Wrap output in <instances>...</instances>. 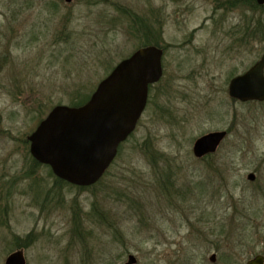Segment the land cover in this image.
I'll return each mask as SVG.
<instances>
[{
	"label": "rangeland",
	"instance_id": "1",
	"mask_svg": "<svg viewBox=\"0 0 264 264\" xmlns=\"http://www.w3.org/2000/svg\"><path fill=\"white\" fill-rule=\"evenodd\" d=\"M220 2L0 0V264L19 249L26 264L264 255V101L228 93L264 54V6L240 5L224 21ZM148 40L164 48L163 75L136 130L97 183L59 181L29 135ZM218 130L228 131L218 150L196 157L195 140Z\"/></svg>",
	"mask_w": 264,
	"mask_h": 264
},
{
	"label": "water",
	"instance_id": "2",
	"mask_svg": "<svg viewBox=\"0 0 264 264\" xmlns=\"http://www.w3.org/2000/svg\"><path fill=\"white\" fill-rule=\"evenodd\" d=\"M163 54L157 46L141 47L113 68L85 104L55 106L28 137L33 157L72 184L96 183L114 161L120 144L135 130L147 105L149 86L163 75ZM228 91L240 101H264V54L231 79ZM227 135V130H218L198 137L194 155L202 158L215 153ZM248 178L254 180L255 174ZM134 261L130 256L128 264ZM25 263L22 250L6 260V264ZM247 264H264V256L257 255Z\"/></svg>",
	"mask_w": 264,
	"mask_h": 264
},
{
	"label": "flooded vegetation",
	"instance_id": "3",
	"mask_svg": "<svg viewBox=\"0 0 264 264\" xmlns=\"http://www.w3.org/2000/svg\"><path fill=\"white\" fill-rule=\"evenodd\" d=\"M220 1L221 2H220V4H219L217 9L222 12L224 21H225V19H228V18H230V20H232V17L234 15V13H232V12L237 10L236 8H238V6L241 5L243 8H245V10L247 9L249 11V9H251L250 7H252V8L254 7L253 5H255V1L257 2V0H220ZM210 18L211 17H209V19ZM214 21H215V19H214ZM210 232L213 233L212 231H210ZM215 236H218V235L216 234ZM219 242L220 241H212V240H210V243L212 244V246H215V247H218V243ZM19 250H22V249H19ZM16 251H18V250H16ZM22 251L24 253V250H22ZM12 253H10V254H12ZM212 255H215L214 259H212ZM257 255L264 256L263 254H257ZM257 255H255L254 257H252L250 259H248L246 264L248 263L249 260L255 258ZM24 257H25V254H24ZM7 258H6V260H7ZM216 259H217V253L213 252L211 254V256H210V260H211V262L214 263L216 261ZM25 261H26V258H25ZM5 264H6V261H5Z\"/></svg>",
	"mask_w": 264,
	"mask_h": 264
},
{
	"label": "trees",
	"instance_id": "4",
	"mask_svg": "<svg viewBox=\"0 0 264 264\" xmlns=\"http://www.w3.org/2000/svg\"><path fill=\"white\" fill-rule=\"evenodd\" d=\"M257 7H258V6H257ZM146 26H147V24L144 25L145 28H146ZM145 33H148V32L145 31ZM148 34L151 35L150 33H148ZM146 35H147V34H146ZM147 38H148V39H152L153 36L151 35V36H149V37H147ZM148 43H149L150 45H156V46H159V47L161 46L160 43L158 42V40H154V41L148 40ZM161 48H162V47H161ZM163 49H164V48H163ZM87 100H88V98H87V99H83V100L81 99V101H79V103L75 104V106H79V105L85 103ZM34 162L37 163L35 160H34ZM37 164H39V163H37ZM58 180L62 182L61 179H58Z\"/></svg>",
	"mask_w": 264,
	"mask_h": 264
}]
</instances>
